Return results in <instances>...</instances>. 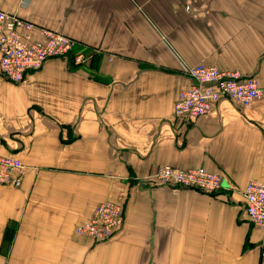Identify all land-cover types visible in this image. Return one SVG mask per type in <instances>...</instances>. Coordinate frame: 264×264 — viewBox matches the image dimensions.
<instances>
[{"label": "crops", "instance_id": "crops-1", "mask_svg": "<svg viewBox=\"0 0 264 264\" xmlns=\"http://www.w3.org/2000/svg\"><path fill=\"white\" fill-rule=\"evenodd\" d=\"M0 10L89 56L51 58L21 84L0 75V154L28 167L19 188L0 185V264H259L264 231L241 190L264 183V0H0ZM199 62L253 76L261 96L175 120ZM164 164L218 173L231 193L156 186L148 176ZM119 195L113 238L76 233Z\"/></svg>", "mask_w": 264, "mask_h": 264}, {"label": "built area", "instance_id": "built-area-1", "mask_svg": "<svg viewBox=\"0 0 264 264\" xmlns=\"http://www.w3.org/2000/svg\"><path fill=\"white\" fill-rule=\"evenodd\" d=\"M33 31H36V37ZM74 44L75 40L67 35L0 10V73L12 83H25L28 75L39 71L48 59L66 57ZM71 59L77 64L83 62L86 56L78 53ZM188 73L192 84L178 93L174 104L175 115L183 119L207 114L222 97L246 107L262 92L254 78L237 71L197 65L191 67ZM22 174L23 166L18 159L0 156V183L18 185ZM156 177L163 183L171 181L203 190H212L220 182L218 176L201 168L173 170L163 167ZM241 193L248 221L264 231V183L248 181ZM93 216L95 218L91 223L79 228L81 233L105 238L119 224L118 208L109 202L99 205ZM260 263L264 264V250L260 253Z\"/></svg>", "mask_w": 264, "mask_h": 264}, {"label": "rangeland", "instance_id": "rangeland-1", "mask_svg": "<svg viewBox=\"0 0 264 264\" xmlns=\"http://www.w3.org/2000/svg\"><path fill=\"white\" fill-rule=\"evenodd\" d=\"M2 11H4V10H2ZM22 18V17H21ZM24 19V18H23ZM26 20V19H25ZM31 22V21H30ZM33 23V22H32ZM35 24V23H34ZM36 25V24H35ZM37 26H40V25H37ZM43 27V26H42ZM47 28V27H46ZM50 29V28H49ZM53 30V29H52ZM54 31H56V30H54ZM33 32H35L36 33V31H33ZM57 32H59V31H57ZM59 33H61V32H59ZM33 34V33H32ZM62 34H64V33H62ZM65 35V34H64ZM36 36H37V33H36ZM36 36H34V37H36ZM70 37V36H69ZM72 38V37H71ZM75 40V39H74ZM76 44H77V42H76V40H75V44L73 45V47H72V49L70 50V52L68 53V55L66 56V57H60V58H64V59H69V61L73 64V65H80V64H82V63H85V62H87V60H88V58H89V56L88 55H86V54H84V52H81V50L80 49H78V50H76L75 51V48H76ZM78 53H82L84 56H86V59L83 61V62H81V63H74L73 61H72V59H71V57L72 56H74L75 54H78ZM54 58H57V57H54ZM49 60V59H48ZM197 65H205V66H212V65H206V64H204V63H202V62H199V63H196V64H194V65H191V66H188L187 68H186V74L189 76V78H190V85L192 84V78H191V76L189 75V73H188V70L191 68V67H193V66H197ZM0 75L3 77V75L0 73ZM242 75V74H241ZM243 76H246V75H243ZM249 77H252V78H254L253 76H249ZM254 80H255V78H254ZM256 81V80H255ZM256 83H257V81H256ZM190 85H189V87H190ZM258 86V85H257ZM189 87H187V88H185V89H183V90H186V89H188ZM259 87V86H258ZM182 91V90H181ZM262 91V90H261ZM180 92V91H179ZM178 92V93H179ZM261 94H262V92H261ZM178 95V94H177ZM261 96V95H260ZM259 96V97H260ZM258 97V98H259ZM222 98H227V97H222ZM176 99H177V97H176ZM176 99H175V101H176ZM221 99V98H220ZM229 99V98H228ZM257 99V98H256ZM231 100V99H230ZM255 100V99H254ZM175 101H174V103H173V108H172V113H173V117H174V119L175 120H181V121H187V120H190V119H183V118H180V117H178V116H176L175 115V109H174V104H175ZM232 101V100H231ZM234 102V101H233ZM236 103V102H235ZM239 107H241V108H245V107H242V106H240L238 103H236ZM251 104V103H250ZM249 104V105H250ZM248 105V106H249ZM247 107V106H246ZM213 108V107H212ZM211 111V110H210ZM209 113V112H208ZM196 119V118H195ZM0 156H3V157H10V158H15V159H18L21 163H22V166H23V174L20 176V179H19V183H18V185H13V184H10V183H0V185H2V186H8V187H12V188H19L20 186H21V183H22V181H23V178H24V176H25V174H26V172H27V169H28V167H27V165L25 164V163H23V161L20 159V158H18V157H16L15 155H5V154H0ZM163 167H169V168H171V169H173V170H189V169H182V168H177V167H174V166H172V165H167V164H164V165H160V166H158L157 168H156V170L152 173V174H150L148 177H149V179H151L152 181H154L153 183H155V185L156 186H163V187H170V188H178V189H186V190H188V189H193V190H196V191H199V192H201V193H205V194H215V193H217V196H226V194H229V193H231V192H229V191H231V189L230 190H228V191H226V188H227V186L225 185L226 183H225V181L222 179V177L218 174V173H214V172H210V171H208V170H206V169H204V168H202V167H198V168H201V169H203V170H205V171H207V172H209V173H213V174H215L216 176H218L219 178H220V182H219V184H218V187H216V188H214V189H212V190H203V189H201V188H196V187H186V186H183L182 184H179V183H174V182H171V181H168V183H163L160 179H157V177H156V173L161 169V168H163ZM191 169H196V168H191ZM242 194V193H241ZM106 202H109V203H111V205L112 206H114V207H116V208H118V218H119V224L117 225V226H115V227H113V229H112V232L110 233V235H108L107 237H105V238H98V237H95V236H92V235H89V234H86V233H81L80 232V227L81 226H83V225H85V224H89V223H91L93 220H94V218H95V216H93V214H94V212H95V210L97 209V207L99 206V205H101L102 203H106ZM228 202H230V201H228ZM227 202V203H228ZM124 206H125V201H124V195H119L118 196V199H116V200H114V199H104L103 201H101V202H99L97 205H96V207L94 208V210H93V212H92V214L90 215V217H88L86 220H84L81 224H79L77 227H76V233L77 234H81V235H86V236H88V237H90L92 240H93V242L95 243V244H97V243H101V242H104V241H108V240H110L111 238H113L118 232H119V229L121 228V226H122V224H123V220H124ZM264 249H261L260 250V253L263 251ZM259 264H261L260 263V256H259Z\"/></svg>", "mask_w": 264, "mask_h": 264}]
</instances>
